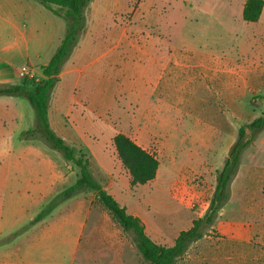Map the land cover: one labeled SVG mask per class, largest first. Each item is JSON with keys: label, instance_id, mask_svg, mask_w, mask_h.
<instances>
[{"label": "rangeland", "instance_id": "1", "mask_svg": "<svg viewBox=\"0 0 264 264\" xmlns=\"http://www.w3.org/2000/svg\"><path fill=\"white\" fill-rule=\"evenodd\" d=\"M244 1H134L135 10L140 4L145 8L141 22L147 27L133 28L134 33L149 34L152 44L147 45L146 59L131 66L125 62L124 72L116 69L118 63H111L108 72H93L89 90L75 87L73 103L63 115L53 97L52 120L66 143L88 156L96 180L140 218L157 243L172 244L179 222L186 225L207 213L217 172L240 127L264 111V52H258L263 46H252L253 52L243 53L249 48L245 42L264 38V15L259 23L245 22ZM167 53L182 61L167 62ZM29 73L19 75L22 82L31 84L43 77ZM36 123L26 99L0 97V145L41 150L43 156L27 157V164L44 160L60 175L45 195L41 189H27L28 194L44 196L32 209L17 202L21 190L12 186L5 190L0 185V223L8 222L10 229L0 235V244L42 246L43 264H146L132 234L119 227L92 191L74 195L45 219L31 224L43 206L73 185L80 174L79 168L38 135L20 138L21 132L35 129ZM3 131L13 137L11 142L5 141ZM118 133L157 157L160 166L154 181L132 185L113 144ZM8 159L0 156V170L4 164L11 169ZM14 178L16 182L10 185L20 181L18 175ZM230 189L229 202L215 222L226 212L228 220L251 218L250 223L263 228L264 130L244 150ZM212 225L203 229V235L211 239L202 237L189 248L192 256L201 252L198 264H264L262 234L256 233L250 244L229 242L215 234ZM73 228L75 252L68 249L73 237L67 231ZM17 254L26 255L18 249ZM184 262L185 256L178 264Z\"/></svg>", "mask_w": 264, "mask_h": 264}, {"label": "crops", "instance_id": "2", "mask_svg": "<svg viewBox=\"0 0 264 264\" xmlns=\"http://www.w3.org/2000/svg\"><path fill=\"white\" fill-rule=\"evenodd\" d=\"M134 1L136 0H127V5H124L123 0H92L86 10L85 30L78 45L64 64L60 81L53 89L49 101V122L51 128L65 141L66 137L62 134V130L58 129L52 120L51 105L53 97L56 96L59 114L63 115L64 110L68 106L71 107L73 103L71 96L75 87L81 86L83 90H89L93 72H108L111 63H118L119 69H116L119 72H124L125 62H129L128 66H131L134 62L138 63L146 59L145 54L149 51L147 45L150 46L152 44L149 43V34L147 31H145L147 35L139 32L134 33L133 28L136 25L142 30L147 27L141 22V20H145V8L140 6V4L135 10L132 5ZM54 9L57 8L54 7ZM128 15H131L130 19L125 18ZM262 15H264V9ZM66 30L67 24L64 18L55 15L51 10L35 0H0V85L21 84L22 80L19 75L23 69L28 72H36L42 76L41 68L46 66L53 57L65 37ZM262 40L264 38L253 42H245L244 45H249V48L243 49V53L253 52L252 46L256 45L263 46L258 51L259 53L264 52V41L262 42ZM169 60L177 61L179 59L174 54L168 55L167 53V62ZM180 61L182 60H179V63ZM251 71V69L245 70V72ZM0 97L12 99L13 96ZM19 99L21 98L18 97ZM3 134L6 137L5 141L11 142L13 140L9 132L3 131ZM22 134L23 132L19 136L23 139L24 136ZM4 145L7 146V144ZM0 156L9 157L10 159L8 160L13 165L10 166V170H7L8 167L4 164L0 170V179H3V182L0 181L1 187L6 190L12 186L21 190L18 191L19 193L21 192L19 194L21 196L18 197L17 202L21 205L31 206V209L32 205L39 204L44 196L28 194L27 189L33 188L37 191L41 189L45 195L46 188L51 187L60 179L59 172L50 162L42 160V163L38 165L27 164V157H42L43 153L41 150L24 147L15 148L12 144L4 148L0 145ZM39 161L41 160L36 159L35 162ZM27 174L28 178L26 177ZM14 175L19 176L20 181L17 183H25L10 185L12 181L16 182V180H13L15 179ZM244 189H247V187ZM247 195L248 193L245 192V197ZM4 204H7L6 199ZM227 215L228 213L222 212L211 227L215 234L222 237V240L250 244L256 233L262 234V237L264 236V227L260 229L258 225L250 223L254 219L228 220ZM194 220L187 222L186 225L183 222H179L176 225L179 226V230L174 235L172 244L181 231L192 227ZM182 223L183 225L181 226ZM8 227V222H1L0 235H4L9 231ZM75 234V228L67 231V235L73 237V244L68 247L69 251L72 252H75L76 249L74 243ZM203 238L204 240L206 238L211 239V236L207 237L204 234ZM17 249L18 252L26 255H18ZM42 250L43 247L39 245L18 248L15 245L3 243L0 244V264H43ZM188 251L184 255V264H198L199 260H196V258L201 257V252H199V255L192 256ZM207 252L208 254L212 253L211 249ZM227 260H229L228 257L225 258V261Z\"/></svg>", "mask_w": 264, "mask_h": 264}, {"label": "trees", "instance_id": "3", "mask_svg": "<svg viewBox=\"0 0 264 264\" xmlns=\"http://www.w3.org/2000/svg\"><path fill=\"white\" fill-rule=\"evenodd\" d=\"M35 1L44 5L55 15L64 18L67 24L65 37L49 63L41 68L43 77L38 82L28 84L24 81L16 85H0V96L25 98L35 111L37 123L35 129L23 132L22 135L27 139L38 135L67 162H72L79 168L80 174L73 185L55 195L43 206L31 224L45 219L60 203L74 195L92 191L122 230L132 234L133 242L146 264H177L189 247L203 237V229L215 222L220 211L229 202L231 184L239 170L242 154L251 145L256 135L264 130V111L261 116L240 127L236 141L230 148L222 168L217 172L216 185L207 213L195 219L190 229L181 231L172 245L157 243L146 232L142 221L121 206L117 199L96 180L88 156L68 145L53 131L49 123L51 93L60 81L64 64L78 45L85 30L86 10L92 0ZM263 9L264 0H246L242 13L243 20L248 23H257ZM113 144L118 158L130 174L132 185H146L155 180L160 164L154 154L123 133L116 134Z\"/></svg>", "mask_w": 264, "mask_h": 264}, {"label": "built area", "instance_id": "4", "mask_svg": "<svg viewBox=\"0 0 264 264\" xmlns=\"http://www.w3.org/2000/svg\"><path fill=\"white\" fill-rule=\"evenodd\" d=\"M30 73L26 70V69H23L21 72H20V75L21 76H25V75H29Z\"/></svg>", "mask_w": 264, "mask_h": 264}]
</instances>
